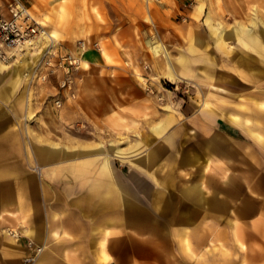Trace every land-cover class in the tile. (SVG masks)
<instances>
[{
	"label": "rangeland",
	"instance_id": "1",
	"mask_svg": "<svg viewBox=\"0 0 264 264\" xmlns=\"http://www.w3.org/2000/svg\"><path fill=\"white\" fill-rule=\"evenodd\" d=\"M23 1L47 32L55 33L52 51L79 54L83 43L82 58L88 66L82 61L83 64L73 73L74 96L67 95L59 87L62 77L60 69L50 73L44 81H31L29 77H23L11 89L12 98L16 96L19 103L17 111L22 115L15 130L19 142H22L18 163L23 164V171L19 176L20 181L10 180L8 175H3L0 192L6 196L2 199L4 206L16 212L0 222V232L7 227L16 228L17 241L23 237L21 227L34 211L28 193L46 183L41 166L44 163L42 159L46 157L41 147L49 142L68 147L101 145L106 153L112 155L113 148H127L144 137L148 143L141 147V155L152 144L162 143L165 134L174 133L178 149L168 150L167 147L169 152L176 157L183 153L199 154L200 159L209 157L218 171L230 178L228 184H224L217 175L210 179L208 188L211 190V201L215 199L212 196L216 195L214 190L218 185L222 187L220 192L224 195L235 189L241 191L243 196L251 193L264 195V132H261L262 141L259 142L224 117L245 115L244 107L247 105H242L241 97L250 98L256 84L249 80L251 71L237 66L232 53L226 54L223 48L217 47L213 38V26L229 29L237 21L248 23L253 16L264 22V0H192V5L188 6L187 1L190 0H183L191 11L190 15L178 14V20L184 26L171 25L159 15L152 16L151 10L160 0H130L131 3L135 1L137 7L140 5L142 16L140 21L132 22L134 36L125 39L120 38L119 33L122 24L120 13L109 0ZM116 1L120 3L121 0ZM199 2L204 5V11L197 15L195 6ZM3 5L5 0H0V6ZM137 7L132 9L136 12ZM207 15L210 16L209 20ZM188 20L195 21V24L186 29ZM199 38L203 43L197 42ZM100 42L106 45L107 57L101 52ZM149 42H153L152 48L164 46L176 70L186 79L174 82L166 77L167 58L163 51L156 55ZM242 46L237 40L229 38L226 49L240 51ZM251 55L259 57L254 51ZM181 57L191 60L187 67L181 64ZM207 74H211V77ZM212 84L228 89L229 98L213 89ZM8 99H11L9 95L4 101ZM57 99H60V106L55 104ZM167 113L173 116L171 127L161 135L154 133L152 127ZM230 127L234 130L230 131ZM190 128H194L195 133H190ZM214 134L225 139L230 148L234 144L241 150L237 151L236 156L207 152V141ZM97 154L91 152L67 157L78 163L87 160L85 170L76 171L82 173L83 180L77 182L75 188L82 191L92 188L98 166ZM112 160L119 173L130 177L131 174L142 176L143 186L151 184L136 165L116 155H112ZM158 166V177L166 186L161 198L164 206L159 216L161 230L147 226L145 235H139L132 229L130 234L145 238L150 243L157 238L164 239L163 254L173 261L185 254L193 255L196 259L203 251L211 256L218 252L233 254L235 246L218 244V231L213 227L216 215L205 216L203 222L201 214L188 215L191 218L187 219L184 210H180L186 198L182 197L179 189L189 177V173L186 176L183 173L192 169H188V165H175L172 178L165 181L166 159L159 157ZM68 171L73 172V166ZM31 174L35 176H32L33 179L30 178ZM129 181L140 197L141 206L148 207L149 196L133 181ZM248 186L252 189H248ZM243 199L227 197L225 205ZM230 216L238 219L234 214ZM230 219L227 215V221ZM232 233H225L226 243H234V240H228L234 237ZM237 243L242 248L240 242ZM172 244L176 245L177 251L168 252Z\"/></svg>",
	"mask_w": 264,
	"mask_h": 264
},
{
	"label": "crops",
	"instance_id": "2",
	"mask_svg": "<svg viewBox=\"0 0 264 264\" xmlns=\"http://www.w3.org/2000/svg\"><path fill=\"white\" fill-rule=\"evenodd\" d=\"M109 1L114 8H117L122 18L120 38L133 37L132 22L140 21L142 16L140 5L137 7L136 2L131 3L130 0H121L120 3L116 0ZM135 7H137L136 12ZM2 8L4 9V5ZM151 11L152 16L159 15L163 20L176 26L183 25L178 20V14L190 15L191 12L186 8L183 0H160L155 2L154 10ZM195 11L200 15L204 11V5L199 2L195 6ZM207 19H210L209 15ZM194 24L195 21L188 20L185 27L188 29ZM190 31L194 34L193 30ZM213 32L216 46L221 50L224 49L226 54L232 53L231 57L234 58L237 66L250 70L249 80L256 84V90L250 93L252 95L250 98L241 97L242 105H247L244 107L245 115L242 114V118L236 114L224 117L237 125L242 132L261 142V132H264V83L260 82L264 81L259 82V80H264V22L253 16L248 23L237 21L229 29L220 25L213 26ZM48 33L54 34L55 37L54 32ZM229 38L243 45L242 49L240 51H235L233 48L226 49ZM39 42L43 45L41 37ZM197 42L203 43L200 38ZM152 43L149 42L152 51L156 55L163 51L167 58L166 77L174 82L186 79L176 70L167 49L159 44L158 48L153 49ZM99 47L102 54L107 57L106 45L100 42ZM191 49L193 50L192 46ZM252 51L259 57L251 55ZM37 58L38 53L33 51L21 57L13 65L0 63V188L3 175H8L10 180H21L19 176L22 175L23 164L18 163V157L21 156L19 151L22 142H19L15 126L22 115L17 111L19 103L15 99L16 96L12 98V90L13 86L24 77L25 71L34 65ZM188 61L184 57L180 58L183 67L188 66ZM85 66H88L87 62ZM206 76L211 77V74ZM211 87L229 98L228 89L214 84ZM8 95L11 99L5 102L4 99ZM173 121V116L167 113L162 120L154 124L152 131L161 135L171 127ZM230 129V131L234 130L232 127ZM190 133H195L194 128H190ZM163 140L162 143L152 144L141 155H139L141 147L148 143L144 137L127 148L118 146L113 148L112 155L136 165L144 177L150 180L148 182L151 184L147 187L142 185L144 182L142 176L131 174L130 177L119 173L113 163L112 155L106 153L101 145L94 147L84 144L68 147L51 142L44 144L41 151L46 158L42 159L44 163L41 166L46 183L41 185L40 189L35 187L31 194L28 193L34 211L21 227L23 237L20 241L15 238L18 234L16 228L7 227L0 232V235L2 234L0 264H264V195L251 193L243 196L242 192L236 189L224 195L220 192L222 187L218 185L217 191L214 190L216 195L212 196L215 199L211 201L209 195L211 190L208 188L210 179L217 175L224 184H228L230 178L220 173L209 157L200 159L199 154L196 153H183L176 157L173 152H169V149H178L177 137L174 133L165 134ZM205 150L236 156L241 147L233 144L230 148L225 139L218 138L214 134L208 139ZM91 152L98 153L99 156L96 160L98 166L94 174L95 181L91 189L82 191L75 188L76 183L83 180L82 173L76 171L85 170L87 160L78 163L72 162L73 159L67 157ZM133 155L135 157L129 158ZM159 157L166 159L165 181L172 178L175 165H188V169H192L191 172L184 170L183 173L184 176L189 173V177L179 189L182 197L186 198L180 210H184L187 219H190L191 215L201 214L203 222L205 216L216 215L213 227L218 231V244L235 246L233 254L218 252L211 256L203 251L196 259L193 255L185 254L181 259L173 261L163 254L164 239L157 238L154 243H150L145 238L130 234L132 229L139 235H145L147 226L161 230L159 216L162 215L164 207L161 198L166 186L161 177H158ZM72 166L74 171H68ZM32 176L35 177L31 174V179ZM230 177L234 178V176ZM129 179L149 196L148 207L141 206L140 197L131 188ZM248 189L252 188L248 186ZM5 197L0 192V222L7 219V215L14 216L16 212L5 208V201L2 200ZM227 197L244 199L235 200L232 205L227 206L225 205ZM233 214L238 219L235 220L230 216ZM227 215L232 218L230 221H227ZM12 230L16 233L13 234ZM227 231L228 234L229 231L234 234L233 238L228 239L234 240L232 244L226 243ZM237 242H240L242 248H239ZM171 246L172 248L167 249L168 252L177 251L176 245ZM37 247H42L39 253ZM30 257H33V261L29 260Z\"/></svg>",
	"mask_w": 264,
	"mask_h": 264
},
{
	"label": "built area",
	"instance_id": "3",
	"mask_svg": "<svg viewBox=\"0 0 264 264\" xmlns=\"http://www.w3.org/2000/svg\"><path fill=\"white\" fill-rule=\"evenodd\" d=\"M192 3V0L187 1V6ZM44 32H47L45 26L23 0H5L4 9L0 6V63L10 66L18 62L26 52L41 51V60L32 68L29 79L44 81L50 73L60 69L62 77L59 87L67 95L74 96L73 73L80 68L84 44L80 45L82 51L79 54L53 52L52 45L40 49L38 40ZM55 104L60 106V99L55 100ZM41 249L37 247V253ZM29 260L33 261V257Z\"/></svg>",
	"mask_w": 264,
	"mask_h": 264
},
{
	"label": "bare ground",
	"instance_id": "4",
	"mask_svg": "<svg viewBox=\"0 0 264 264\" xmlns=\"http://www.w3.org/2000/svg\"><path fill=\"white\" fill-rule=\"evenodd\" d=\"M41 40L44 41V44L42 45V44L39 42V40H38V42H39L38 46L41 47L40 49H44V47H45L46 45L50 46V45L52 44V42L55 41V40H54V34H52V33H48V32H44L43 35L41 36ZM53 40H54V41H53ZM153 48L156 49L157 47L155 46V47H153ZM33 51H35V50L29 51V52H33ZM29 52H26L25 55H27ZM35 52L38 53V59L35 61L34 65H33L30 69H27V70L25 71V73H24V77H29V73H31L32 68H34V67L40 62V60H41L42 52H41V51H35ZM25 55H24V56H25ZM82 61H84V64H86V61H85V60H82ZM82 61H81V63L83 64ZM12 233L15 234L16 232H15L14 230H12Z\"/></svg>",
	"mask_w": 264,
	"mask_h": 264
}]
</instances>
